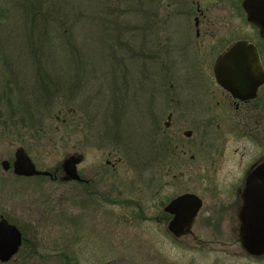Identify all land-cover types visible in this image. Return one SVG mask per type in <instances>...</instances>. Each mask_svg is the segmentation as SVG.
<instances>
[{
	"label": "flooded vegetation",
	"instance_id": "af4514ba",
	"mask_svg": "<svg viewBox=\"0 0 264 264\" xmlns=\"http://www.w3.org/2000/svg\"><path fill=\"white\" fill-rule=\"evenodd\" d=\"M243 1H101L106 19L121 16L161 24L192 20L193 28L176 32L150 28L139 39L137 32L130 36L131 81L136 95L144 90L146 95L142 129L149 146L139 160L142 189H136L137 160L132 155L138 140L135 125H121L119 118L97 114L95 128L96 116L81 110L79 119L76 110L67 109L74 116L66 121L72 128L68 141L80 149L70 155H81L78 179L61 181L60 166L51 172L52 178H46L70 187V207L78 198L82 211L100 215L107 230L145 222L154 225L164 240L218 249L233 246L235 255L264 258L246 253L241 240L242 228L264 225V39L247 21ZM239 41L253 46L259 66L253 72L257 76L249 77L243 69L244 77L231 78L243 83V92L234 95L217 82L215 66ZM76 134L80 139L75 141ZM91 148L101 159L89 161L86 155ZM115 207L123 214L112 215ZM34 209L25 207L15 215L17 221L0 211V221L6 220L20 233L16 253L5 261L1 253L0 264L71 260L66 253L41 251V224L31 219L43 210ZM70 214L68 243L75 234ZM5 248L2 241L1 251Z\"/></svg>",
	"mask_w": 264,
	"mask_h": 264
},
{
	"label": "rangeland",
	"instance_id": "374dc122",
	"mask_svg": "<svg viewBox=\"0 0 264 264\" xmlns=\"http://www.w3.org/2000/svg\"><path fill=\"white\" fill-rule=\"evenodd\" d=\"M101 1L0 0V211L17 221L15 215H21L25 207L43 210L31 219L41 224V251L66 253L71 260L57 258L41 264H264V258L235 255L233 246L218 249L161 239L155 226L145 222L107 230L100 215L82 211L78 198L70 207V187L65 183L41 176L18 178L11 170L3 171L1 162L11 164L18 147L38 170L49 172L80 150L68 141V128H72L66 121L74 116L62 110L66 99L73 103L70 108L77 111L76 118L81 119L86 110L92 116L119 118L121 125H135L138 140L132 155L137 160L136 189H142L139 160L149 146L142 129L146 95L145 90L136 95L131 81L130 36L137 32L139 39L150 28L181 31L193 28V21L161 24L121 16L106 20L97 12ZM233 23L241 26L239 20ZM76 44L82 63L79 49H73ZM68 62L75 65L74 71ZM99 120L96 116L95 128ZM73 138L80 139L77 134ZM86 156L89 161L101 159L95 148ZM114 210V216L123 214L118 207ZM70 212L75 234L68 243Z\"/></svg>",
	"mask_w": 264,
	"mask_h": 264
},
{
	"label": "water",
	"instance_id": "95a60500",
	"mask_svg": "<svg viewBox=\"0 0 264 264\" xmlns=\"http://www.w3.org/2000/svg\"><path fill=\"white\" fill-rule=\"evenodd\" d=\"M243 8L246 12L247 21L259 30L260 36L264 39V0H244ZM258 66V58L253 46L239 41L217 59L215 77L221 86L234 95H239L243 92L240 89L243 83L237 79H235V82L231 78L244 77L245 74L240 73L243 69L249 71V77L255 76L256 74H253V72ZM80 161V154L68 155L62 160L60 164L61 181L78 179L76 165ZM1 167L5 172L11 169L12 173L18 177L43 176L52 178L51 172L38 170L29 155L21 147L14 151L12 164L8 160H3ZM183 198H179L175 204ZM197 206L199 207V203H197ZM241 240L242 248L250 256L259 257L264 255V225L253 227L251 223V226L242 228ZM2 241H5L7 246L3 251L0 249V254H3L1 259L5 261L16 253L20 245L19 231L15 226L8 224L6 220L0 221V247Z\"/></svg>",
	"mask_w": 264,
	"mask_h": 264
},
{
	"label": "trees",
	"instance_id": "16d2710c",
	"mask_svg": "<svg viewBox=\"0 0 264 264\" xmlns=\"http://www.w3.org/2000/svg\"><path fill=\"white\" fill-rule=\"evenodd\" d=\"M97 12H98V14L100 15V14H102V10L100 9V7H98V10H97ZM103 15V14H102ZM106 19V18H105ZM100 20L102 21V19L100 18ZM107 20V19H106ZM107 22L105 21V24H106ZM99 31H100V28H99ZM103 32H105V29L103 28ZM108 32H109V30H108ZM73 46V45H72ZM73 49H79V47H78V45L76 44V47L74 48L73 47ZM72 49V50H73ZM112 50V49H111ZM78 53H79V58H81V59H79L80 60V62L82 63V53H81V51H80V49L78 50ZM100 55H101V58L103 57V48H100ZM103 59V58H102ZM68 66L69 67H72V68H74L73 69V71L75 70V65L72 63V65L70 66V63L68 62ZM84 65V64H83ZM72 77H74L75 78V75H73ZM71 77V78H72ZM58 91H59V89H56L55 90V94L57 95V93H58ZM67 91V90H66ZM74 94V93H73ZM70 95H72V94H70ZM62 110H64V109H69L70 108V106H72L73 105V103L72 102H69V101H67L66 99H64L63 100V103H62ZM61 111V110H60ZM57 168H59V167H57ZM54 171V170H53ZM52 171V172H53Z\"/></svg>",
	"mask_w": 264,
	"mask_h": 264
}]
</instances>
